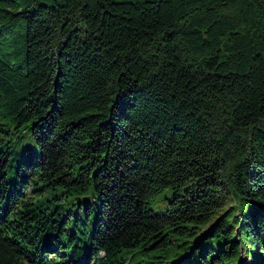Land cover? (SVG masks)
Masks as SVG:
<instances>
[{
    "label": "trees",
    "instance_id": "16d2710c",
    "mask_svg": "<svg viewBox=\"0 0 264 264\" xmlns=\"http://www.w3.org/2000/svg\"><path fill=\"white\" fill-rule=\"evenodd\" d=\"M10 126L0 264H264V0H0Z\"/></svg>",
    "mask_w": 264,
    "mask_h": 264
},
{
    "label": "rangeland",
    "instance_id": "374dc122",
    "mask_svg": "<svg viewBox=\"0 0 264 264\" xmlns=\"http://www.w3.org/2000/svg\"><path fill=\"white\" fill-rule=\"evenodd\" d=\"M9 129L10 131L8 133L0 132V137H2L3 139H16L17 136H19L20 142L15 147L21 153H25L29 148L33 149V142L27 131L12 133L13 130H11V126L9 127ZM165 195L167 196L168 192H162L154 196L150 201V207L156 211L165 210L167 207V199H165ZM88 264H91V262H88Z\"/></svg>",
    "mask_w": 264,
    "mask_h": 264
}]
</instances>
